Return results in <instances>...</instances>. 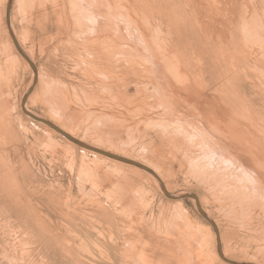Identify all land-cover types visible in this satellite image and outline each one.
<instances>
[{"label":"rangeland","instance_id":"374dc122","mask_svg":"<svg viewBox=\"0 0 264 264\" xmlns=\"http://www.w3.org/2000/svg\"><path fill=\"white\" fill-rule=\"evenodd\" d=\"M7 4L0 264H264V0H11L9 25ZM30 88L26 112L195 196L218 237L193 199L27 117Z\"/></svg>","mask_w":264,"mask_h":264},{"label":"bare ground","instance_id":"6f19581e","mask_svg":"<svg viewBox=\"0 0 264 264\" xmlns=\"http://www.w3.org/2000/svg\"><path fill=\"white\" fill-rule=\"evenodd\" d=\"M132 6H133V4H131ZM131 6V7H132ZM135 14H133V16H134ZM136 16V15H135ZM98 18V17H97ZM100 18V17H99ZM99 18H98V20H99ZM127 19H128V17H126ZM144 21V20H143ZM137 24V26L139 27V29H140V26H139V23L137 22L136 23ZM100 28V27H99ZM128 28H129V26H128ZM98 29V28H97ZM10 33L12 34V32H11V30H10ZM130 34V33H129ZM127 35H128V33H127ZM12 36H13V34H12ZM14 38V37H13ZM127 40V39H126ZM130 41V40H129ZM18 45V44H17ZM250 45V44H249ZM20 54V53H19ZM28 58V57H27ZM18 60H19V58H17ZM29 59V58H28ZM174 59V65L172 66V68L173 67H175L176 66V62H177V59L175 60V58H173ZM172 59V57L170 56V60H171V63H173V60ZM30 60V59H29ZM162 66V65H161ZM163 66H165L166 67V64H164L163 63ZM180 67H181V65H180ZM178 68V72L180 73V71L179 70H181L180 68H179V66L177 67ZM157 70V68L155 69V71ZM166 71H167V68L165 69ZM169 70V69H168ZM165 71V72H166ZM163 72V71H162ZM168 72H170V74H171V72L173 73L174 72V68H173V71H168ZM179 73H176L177 75H180L181 76V74H179ZM165 74V73H164ZM163 74V75H164ZM170 74H168V76L170 75ZM163 75H160L161 77L163 76ZM166 75V74H165ZM160 77V78H161ZM164 77H167V75L166 76H164ZM164 77H163V79H164ZM178 77V76H177ZM169 78V77H168ZM167 78V79H168ZM181 78V77H180ZM169 80V79H168ZM179 80V79H178ZM178 80H176L177 82H178ZM166 82V81H165ZM179 84H180V88H179V90H178V88L176 89V88H174V84L172 83L170 86H171V92H173L175 89L176 90H178V91H184V90H186V89H188V83L189 82H187V80L185 79V78H181L180 80H179ZM167 84L169 85V83H168V81H167ZM190 86H191V84H190ZM194 87V86H193ZM192 88V87H191ZM198 89V88H197ZM191 90V89H190ZM167 91V90H166ZM192 91V90H191ZM210 91V90H209ZM199 93V92H198ZM206 93H208V92H206ZM205 93V94H206ZM190 95V94H189ZM192 96V95H191ZM203 96V95H202ZM201 96V97H202ZM200 98V97H199ZM220 101V100H219ZM221 101H223V100H221ZM220 103V102H219ZM221 103H223V102H221ZM208 104V103H207ZM227 105V104H226ZM170 106V105H169ZM231 107V106H230ZM218 109H219V107H218ZM223 112V111H222ZM224 113V112H223ZM234 115L235 116H239L240 115V113H239V111H235L234 112ZM28 117V116H27ZM30 118V117H29ZM204 119V121H205V118H203ZM211 119H213L214 121L216 120V119H214V118H211ZM212 120V122L214 123V121ZM237 120V119H236ZM239 120V119H238ZM201 122L203 121V120H200ZM208 123L210 122V119H207L206 120ZM222 121V120H221ZM40 125H43V126H45V127H47L48 129H50L51 131H53V132H56L54 129H52V128H50V127H48L47 125H45L44 123H40V122H38ZM185 123V122H184ZM183 123V124H184ZM204 123V122H203ZM202 123V124H203ZM207 123V124H208ZM185 125V124H184ZM209 125V124H208ZM205 126V125H204ZM178 127V126H177ZM184 127H186V126H184ZM192 127V126H191ZM211 127V126H210ZM213 127V126H212ZM57 128H60L59 126L57 127ZM243 129V128H242ZM63 130V129H62ZM250 130H246V132H244L243 130H242V132L244 133V134H249L250 132H252V131H250ZM65 133H67V135L68 134H70L71 136H73L71 133H69V132H67V131H64ZM178 132V131H177ZM206 132V131H205ZM253 133V132H252ZM185 134V133H184ZM240 134L241 133H239L238 135L240 136ZM254 134V133H253ZM252 134V135H253ZM69 135V136H70ZM206 135H207V133H206ZM251 135V134H250ZM188 136H189V134H188ZM197 136V135H196ZM202 137V136H201ZM73 138V137H72ZM74 138H76V137H74ZM228 138V137H227ZM184 139H185V137H184ZM229 145H231V147H230V149H231V151L233 152L234 151V153H238V160H240V156H242V157H246V156H244L245 154L247 155V152L246 151H243L242 149H241V147L239 146V144H237L236 142L234 143V145H233V141H234V139L233 138H229ZM232 140V141H231ZM237 140V139H236ZM69 141V140H68ZM199 141V140H198ZM192 142H194V141H192ZM238 142V141H237ZM69 143H71L72 145H75L74 143H72V142H70L69 141ZM195 144V143H194ZM208 144V143H207ZM211 144V143H210ZM199 145V144H198ZM203 146V145H202ZM233 146V147H232ZM202 148V147H201ZM84 151H86V152H88V153H91V154H93V155H96V157H98V158H100V159H103V160H106V161H113V162H115V163H119V165H127V164H125V163H122V162H119V161H116V160H113V159H111V158H108V157H106V156H103V155H100V154H98V153H94V152H92V151H89V150H87V149H84V148H82ZM236 150V151H235ZM239 154H241L240 156H239ZM248 155H249V153H248ZM251 155V154H250ZM249 155V156H250ZM193 158H194V156H193ZM196 158V157H195ZM203 160V159H202ZM219 161V160H218ZM247 161V160H246ZM222 162V161H221ZM244 163V162H243ZM196 164V163H195ZM204 164V163H203ZM218 164V163H217ZM249 164V163H248ZM250 165V164H249ZM129 166H131V165H129ZM143 166V165H142ZM134 168H135V166H133ZM245 167V166H244ZM137 169H140V168H138V167H136ZM145 168H148V170L150 171V170H152V171H150L151 173H149L148 171V173L149 174H151L154 178H155V182H159V184H161V187H162V190H163V192H164V190H165V187H164V185H162V183H161V179H159L158 177H157V172L156 171H154L153 169H151L150 167H145ZM215 169V168H214ZM217 169V168H216ZM200 170V169H199ZM253 171H254V169H252ZM145 171V170H144ZM207 175V174H206ZM261 175H264V172L261 170V168L260 169H258V171H256V177L257 178H259L260 179V176ZM205 179V178H204ZM249 179V178H248ZM263 179V178H262ZM256 180V179H255ZM258 180V179H257ZM235 181V180H234ZM264 181V180H263ZM246 182V181H245ZM221 183V182H220ZM229 183V182H228ZM233 183V182H232ZM217 184V183H216ZM247 184V183H246ZM230 185V184H229ZM226 186V185H225ZM231 187V186H230ZM238 187V186H237ZM249 187V186H248ZM247 187V188H248ZM164 188V189H163ZM228 188V187H227ZM214 189V188H213ZM165 192H166V190H165ZM236 192V191H235ZM249 193H250V190L248 191ZM253 193H255V192H253ZM258 193V192H257ZM196 197H193V198H191V199H193L194 200V202H196V205H197V207H198V201L195 199ZM260 201V200H259ZM257 205V204H256ZM200 208V207H199ZM256 208V207H255ZM199 210H201V209H199ZM204 214V213H203ZM205 215V214H204ZM205 216H207V215H205ZM208 217V216H207ZM209 218V217H208ZM210 220V219H209ZM208 220V222L211 224V226H212V228L214 229V231H215V233L217 234V229H216V227H215V225L211 222V221H209ZM141 226V225H140ZM139 226V227H140ZM175 230H173V232H174ZM143 232V231H142ZM175 233V232H174ZM217 237H218V234H217ZM218 241V240H217ZM170 246V245H169ZM177 246H179V245H177ZM219 246V245H218ZM134 250H135V247H134ZM180 250H181V248H180ZM216 250H217V248H216ZM218 252H219V254L222 256V252H221V250H220V247H218ZM183 253H185V254H189L187 251H183ZM191 253V252H190ZM183 256V255H182ZM194 256V255H193ZM192 255H191V257H190V255H189V257H190V260H191V258L193 257ZM184 257H185V255H184ZM194 258V257H193ZM192 258V259H193ZM198 258H200V256H198ZM222 258L224 259V257L222 256ZM221 258V259H222ZM189 258H187V260H188ZM201 259V258H200ZM190 264H196V262L195 263H190ZM201 264H206V261L205 262H201Z\"/></svg>","mask_w":264,"mask_h":264},{"label":"water","instance_id":"95a60500","mask_svg":"<svg viewBox=\"0 0 264 264\" xmlns=\"http://www.w3.org/2000/svg\"><path fill=\"white\" fill-rule=\"evenodd\" d=\"M10 2L11 0H8V4H7V10H6V14H7V22H8V25H9V16H8V11L10 10ZM6 18V19H7ZM12 39H13V42H14V45L17 49V51L22 55V57L30 64V66L32 67L33 70L36 71L35 67L33 66V64L31 63V61L27 58V56L24 54V52L22 51V49L20 48L19 45H17L15 39L13 38L12 34L10 33ZM31 92V88L30 90L28 91V93L24 96V98L22 99V102H21V106H22V109H23V113L25 115H27L28 117H30L31 119H33L34 121L36 122H40V123H44L45 125H47L48 127L54 129L58 134H60L62 137L66 138L67 140L71 141L72 143L76 144L77 146L81 147V148H84V149H87L89 151H92L94 153H98L100 155H103V156H106L108 158H111V159H114V160H117V161H120V162H124L126 164H129V165H132V166H135V167H138L142 170H145V171H148L149 173H151L147 168H145L144 166H142L141 164L139 163H136L134 161H131L130 159H126V158H122V157H119L117 155H114V154H111V153H108V152H104L102 150H99V149H96V148H93V147H90L88 145H85L84 143L72 138L71 136L67 135L66 133H64L62 130H59L56 126H54L51 122L49 121H46L42 118H38L34 115H31L29 114L28 112L25 111V101H26V98H27V95ZM164 189V188H163ZM164 193L166 195V197L170 198V199H174V200H182V199H187V198H193L195 196L193 195H184V196H178V197H172L170 196L167 192H165L164 190ZM200 206L198 205V211L200 213V215L205 219L207 220V218L204 216V214L199 210ZM208 221V220H207ZM218 233V232H217ZM221 256V255H220ZM222 257V256H221ZM224 261L226 263H229V264H239V263H234L232 261H228V260H225ZM241 264H250V263H241Z\"/></svg>","mask_w":264,"mask_h":264}]
</instances>
